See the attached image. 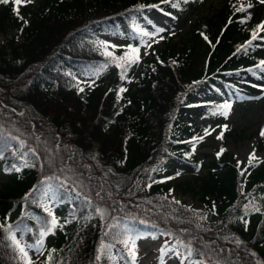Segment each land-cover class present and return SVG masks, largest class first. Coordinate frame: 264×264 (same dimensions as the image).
<instances>
[{
  "label": "trees",
  "instance_id": "obj_1",
  "mask_svg": "<svg viewBox=\"0 0 264 264\" xmlns=\"http://www.w3.org/2000/svg\"><path fill=\"white\" fill-rule=\"evenodd\" d=\"M205 2L39 0L19 15L12 0L0 3V264H101V245L159 235L190 261L264 264V163L241 166L228 153L205 162L189 145L195 119L225 117L218 106H233L221 95L190 107L201 89L264 96V4L224 0L158 48L142 29L151 12L181 20ZM112 34L123 47L104 38ZM133 48L134 62L121 59ZM262 130L264 118L258 152ZM170 162L205 170L185 188L201 212L167 199Z\"/></svg>",
  "mask_w": 264,
  "mask_h": 264
},
{
  "label": "rangeland",
  "instance_id": "obj_2",
  "mask_svg": "<svg viewBox=\"0 0 264 264\" xmlns=\"http://www.w3.org/2000/svg\"><path fill=\"white\" fill-rule=\"evenodd\" d=\"M38 3L39 0H31L30 3L25 4L26 6L30 5V9L35 11ZM223 3L224 0H206L195 13L184 16L181 20H178L172 13L154 11L148 14L151 21L149 24L143 26L142 29L152 32L149 44L158 48L159 39L163 36L174 35L176 36L175 41H178V38L184 36L189 27L197 19L212 16L221 9ZM260 19L264 20V11L261 12ZM5 38L7 37L0 33V43H3ZM104 38L115 49H119L125 44L124 38L117 34L104 35ZM247 80L253 82L251 75L247 74ZM221 90L222 94L210 88H203L191 98L190 107L199 104L206 98H220L221 95L230 99L233 103L227 118L217 116L210 117L207 120L195 119L194 134L189 137V145L192 147V151L193 143H195V151L193 152L205 162L211 161L221 149H224L222 153L230 154L233 160L241 166L246 161H249L252 153L255 154L256 162L264 163V151L258 152L256 149L257 131L260 129L264 118V96L256 99H244L241 96L232 95L231 90L227 88H222ZM225 125L232 134H224L223 126ZM206 130L211 134L205 135ZM221 133H223L222 138L217 139V136ZM198 137H203V140H194V138ZM204 174L205 170L195 172L187 166L170 162L163 175L164 181L170 185V190L166 193L167 199L183 202L197 212H201L202 206L198 200V196L185 191V188L189 183L193 186L195 179ZM3 181H5V178L0 177V182ZM126 238L129 237L115 240L111 245L100 246L99 256L101 264H129L125 260V257L132 261L129 253L131 240L129 247H125L122 242ZM45 248L46 242L44 241L35 249L29 250L30 260L36 261L41 259ZM135 250V264H204L190 261L183 254L179 244L168 236H149L139 239L135 241Z\"/></svg>",
  "mask_w": 264,
  "mask_h": 264
},
{
  "label": "snow or ice",
  "instance_id": "obj_3",
  "mask_svg": "<svg viewBox=\"0 0 264 264\" xmlns=\"http://www.w3.org/2000/svg\"><path fill=\"white\" fill-rule=\"evenodd\" d=\"M8 2H9V0H0V3H8ZM12 2L17 7V15H19V13H18L19 6H21L24 3H30L31 0H12ZM162 2L167 3V2H170V0H162ZM261 2L264 3V0H261ZM173 6H176V5H173ZM25 23H26V21H25ZM257 30L258 31L259 30H264V24L258 25L257 26ZM258 31H254L253 32V39H256L257 38ZM144 34L147 35V33H144ZM205 39H206V37H205ZM138 51H139L138 49L133 48V49H131V52L133 53V56H131V57L125 56V57H121V59L126 60L127 62H134L137 59V57L135 56V54L138 53ZM107 55L108 56H112V53L109 52V53H107ZM261 66H264V61H261ZM80 91H83V89L81 88ZM120 91L123 92L125 90L124 89H121ZM218 107L221 110V114L224 115L225 118H227L228 111L231 109V104L224 103L222 105H219ZM223 127L225 129L227 128L226 125L223 126ZM210 134L211 133L208 130L205 131V135H210ZM261 135L264 136V130L261 131ZM222 136H223V133H221L220 135H218L217 136V139H221ZM194 140H203V137L194 138ZM195 146H196L195 143H193V151H195ZM223 151H224V149H221L220 150V153H217V155L219 156L220 154H222ZM253 159H255V154L254 153H252L250 155V158H249V166H251ZM17 171H19V169H17ZM243 174L244 173L241 172V175H243ZM49 215H52L51 212H49ZM51 223H52V227H55L56 224H57L56 218L54 216L52 217ZM41 235H44V233H41ZM10 238L13 239V242L16 243V246L19 248V244H18V242L15 241V238L14 237H11V236H10ZM130 240H131V247H129ZM122 242L124 243L125 247H129V253H130L131 257H132L133 264H135V260H136L135 240L132 239L131 237H129V238L124 239ZM19 251L21 253H24V249L23 248H19ZM25 255H26V253H25ZM189 255H191V250L190 249H189Z\"/></svg>",
  "mask_w": 264,
  "mask_h": 264
}]
</instances>
